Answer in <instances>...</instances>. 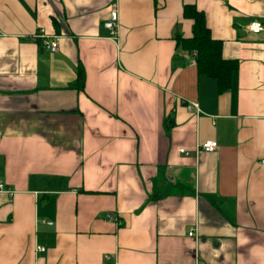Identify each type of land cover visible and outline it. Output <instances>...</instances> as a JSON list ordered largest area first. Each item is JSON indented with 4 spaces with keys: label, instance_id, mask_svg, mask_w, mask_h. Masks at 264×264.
<instances>
[{
    "label": "crops",
    "instance_id": "1",
    "mask_svg": "<svg viewBox=\"0 0 264 264\" xmlns=\"http://www.w3.org/2000/svg\"><path fill=\"white\" fill-rule=\"evenodd\" d=\"M263 155L264 0H0V264H264Z\"/></svg>",
    "mask_w": 264,
    "mask_h": 264
},
{
    "label": "trees",
    "instance_id": "2",
    "mask_svg": "<svg viewBox=\"0 0 264 264\" xmlns=\"http://www.w3.org/2000/svg\"><path fill=\"white\" fill-rule=\"evenodd\" d=\"M183 16L191 21V35L188 38L177 37L176 44L194 51L197 72L214 78L220 91L226 90L230 86L236 61L222 55L220 40L210 35L203 12L194 4L183 6ZM75 80L77 88H82L84 72L80 64L76 69Z\"/></svg>",
    "mask_w": 264,
    "mask_h": 264
},
{
    "label": "built area",
    "instance_id": "3",
    "mask_svg": "<svg viewBox=\"0 0 264 264\" xmlns=\"http://www.w3.org/2000/svg\"><path fill=\"white\" fill-rule=\"evenodd\" d=\"M104 25L110 30L112 35L117 34L118 14H117V10L115 8L111 9L110 17L108 20L104 21ZM262 28H263V25L261 24V22H259L257 20H252L249 22V29L253 32H257V31L261 30ZM31 37L32 38L42 37L43 38V40H42L43 46L48 51H53L56 48L57 42L54 39L48 40L47 35L44 34L42 32V30H40L38 33L33 34ZM187 108H193V109L198 110L197 103L195 101H189L187 104ZM216 145H217V143L215 140H206V141H203V142L197 144L196 149L197 150H204V151H211L216 147ZM179 151L186 153V151L183 147H180ZM259 163L264 166V155L261 156V158H259ZM0 190L9 191L8 189L5 188V186L2 183H0ZM109 217L111 218V216H109ZM188 234L191 235L192 231H189ZM36 249L41 251L44 248H43V246H37Z\"/></svg>",
    "mask_w": 264,
    "mask_h": 264
}]
</instances>
